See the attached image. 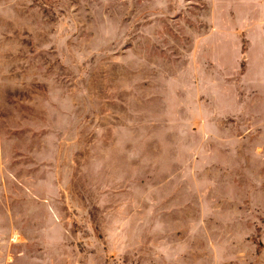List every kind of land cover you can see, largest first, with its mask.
I'll use <instances>...</instances> for the list:
<instances>
[{"label":"rangeland","instance_id":"374dc122","mask_svg":"<svg viewBox=\"0 0 264 264\" xmlns=\"http://www.w3.org/2000/svg\"><path fill=\"white\" fill-rule=\"evenodd\" d=\"M0 264H264V0H0Z\"/></svg>","mask_w":264,"mask_h":264}]
</instances>
